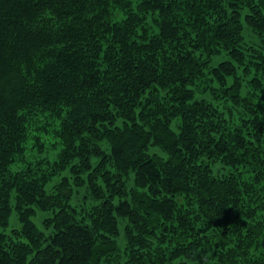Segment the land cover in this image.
Wrapping results in <instances>:
<instances>
[{
	"label": "trees",
	"instance_id": "1",
	"mask_svg": "<svg viewBox=\"0 0 264 264\" xmlns=\"http://www.w3.org/2000/svg\"><path fill=\"white\" fill-rule=\"evenodd\" d=\"M0 264H264V0H0Z\"/></svg>",
	"mask_w": 264,
	"mask_h": 264
},
{
	"label": "rangeland",
	"instance_id": "2",
	"mask_svg": "<svg viewBox=\"0 0 264 264\" xmlns=\"http://www.w3.org/2000/svg\"><path fill=\"white\" fill-rule=\"evenodd\" d=\"M248 29V28H247ZM250 30V29H248ZM252 31H246V38L248 40L252 41H257V38L254 36ZM207 97H210V95H207ZM53 124L52 126L44 127L42 129H37L34 130V133H32L31 137L32 140L28 141L26 151H25V157L24 160H28L29 162L36 163L37 161L43 160H51L55 161L60 154L61 150L63 149V146L61 144V140L57 137L55 134V129L58 127L59 122L56 120L50 121V124ZM34 138V139H33ZM22 166V163H18L17 165L14 166V168H20ZM70 172L65 171L62 174L55 176L53 181L49 185V189L53 187L54 184H56L58 181H60L63 176L69 175ZM80 193L76 194V197L74 200H77L78 198L81 199L84 194H86V188L85 187H80L78 188ZM73 200V202H75ZM92 201L89 200V204H91ZM50 212H43V211H38V214L34 216V220L39 225L41 228H44V221L45 218L50 216ZM11 225L12 227H19L21 228V223L18 219V216L16 213L11 218Z\"/></svg>",
	"mask_w": 264,
	"mask_h": 264
}]
</instances>
